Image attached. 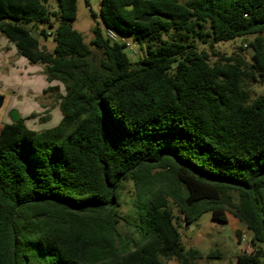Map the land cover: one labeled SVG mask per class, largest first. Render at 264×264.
I'll return each mask as SVG.
<instances>
[{
  "label": "trees",
  "instance_id": "obj_1",
  "mask_svg": "<svg viewBox=\"0 0 264 264\" xmlns=\"http://www.w3.org/2000/svg\"><path fill=\"white\" fill-rule=\"evenodd\" d=\"M54 1L0 0V35L65 88L57 126L0 132V264H194L180 229L205 213L248 231L254 254L237 264H264V95L248 101L264 84V0H100L105 31L143 50L136 64L99 24L84 42L79 0ZM10 21L48 25L53 50ZM206 38H253L252 56L212 62L194 46Z\"/></svg>",
  "mask_w": 264,
  "mask_h": 264
},
{
  "label": "rangeland",
  "instance_id": "obj_2",
  "mask_svg": "<svg viewBox=\"0 0 264 264\" xmlns=\"http://www.w3.org/2000/svg\"><path fill=\"white\" fill-rule=\"evenodd\" d=\"M181 3H187L189 0H179ZM92 9L98 15L97 19H94L90 10L86 7L84 0L78 1V13L76 20L72 23L74 30L79 32L84 39V42L90 46L93 40V28L99 24L105 32V28L102 24V20L99 16L100 12V0H91ZM56 3L54 0L50 2V9L54 10ZM12 24H17L25 29L32 30V33L41 41V45L47 47L49 51L54 48L53 40L49 38L48 41L44 40L40 36V31L45 28L47 31H51L48 25L35 26L33 23H25L22 21H10ZM6 41L10 43L3 35H0V42ZM253 38H247L246 41L240 42H227L215 44L214 48H210L211 38H206V43L202 40H195L194 46L199 51H206L212 62L216 61L213 57V53H219L225 56L241 55L246 60H249L252 56V50L248 44ZM128 41L133 45V50L126 48L125 52L134 64L140 62L143 58V50L138 44H134L131 39ZM2 43V42H1ZM0 43V44H1ZM4 43V42H3ZM244 50H240V48ZM9 50L0 45V94L4 97V104L0 110V132L7 121L11 120V114L18 110L32 107V102H39L37 100V92L34 90V86L41 82L43 79L42 74H38L40 65H34L29 63L24 58L18 61L14 59L18 55H7ZM7 61L8 65H4L3 61ZM62 90L65 93V88L61 84ZM56 93H53L55 95ZM59 94V92H58ZM264 95V84H257L251 87L250 96L248 101H253L257 97ZM51 109V108H50ZM20 116V114H18ZM27 118L29 123L36 120L39 126L45 125L50 118V110L45 111L43 114L31 111ZM25 120V118H23ZM45 128V127H44ZM50 129V127H48ZM45 130V129H44ZM122 207L120 211L123 215H129L133 217V201H134V188L131 182L126 184V188L121 196ZM175 215L177 211L174 210ZM121 230L124 233L132 236V231L124 223L121 225ZM181 239L186 248H197L203 254V258L195 261L194 264H237L239 256H249L254 254V249L250 243L243 242L240 236L247 232L242 227V224L234 218L231 214H228V223L222 224L212 220L211 213H205L203 216L190 228L186 226L180 229ZM240 234V235H239ZM136 239L137 236L133 235ZM212 253L216 254L211 256ZM264 262V260H262ZM168 264H175L174 262H168Z\"/></svg>",
  "mask_w": 264,
  "mask_h": 264
},
{
  "label": "crops",
  "instance_id": "obj_3",
  "mask_svg": "<svg viewBox=\"0 0 264 264\" xmlns=\"http://www.w3.org/2000/svg\"><path fill=\"white\" fill-rule=\"evenodd\" d=\"M1 42L0 43L2 44V46L6 47L9 50L7 52V55L14 56V54H17L15 45L13 43H8L7 41L5 43V41L2 40ZM14 59L18 61L19 59H21V57L17 56L16 58L14 57ZM3 63L6 66L8 65L7 61L5 60L3 61ZM38 74L43 75V79H41L42 81L34 86V90L37 92V100H39V102H32V107L30 106V109L28 108V110H26L25 108L23 110H18V114H20V118H25V124L28 128L35 131H42L44 129H49L48 127L53 128L61 122L62 113L60 111V100H58V96L64 95L65 93L63 92L61 84L59 82L54 81L49 83L47 81L46 76L43 73L42 67L38 70ZM53 93L56 94L53 95ZM48 110H50V118L48 119L45 125L39 126L38 123H35L36 120L31 121L30 123L29 121H27L26 117L29 116L31 111H36V113L43 114L45 111ZM8 123H12V121L9 119L6 124ZM242 227L244 226L242 225Z\"/></svg>",
  "mask_w": 264,
  "mask_h": 264
},
{
  "label": "built area",
  "instance_id": "obj_4",
  "mask_svg": "<svg viewBox=\"0 0 264 264\" xmlns=\"http://www.w3.org/2000/svg\"><path fill=\"white\" fill-rule=\"evenodd\" d=\"M105 35L108 39H110L112 42H120V43H124L126 45L127 48H129L131 51L133 50V45H131V43L128 41L127 38L120 36L119 34H117L115 31L111 30V29H106L105 31ZM241 240L243 242H247L249 243L250 241V235L247 232H244L241 236H240Z\"/></svg>",
  "mask_w": 264,
  "mask_h": 264
},
{
  "label": "water",
  "instance_id": "obj_5",
  "mask_svg": "<svg viewBox=\"0 0 264 264\" xmlns=\"http://www.w3.org/2000/svg\"><path fill=\"white\" fill-rule=\"evenodd\" d=\"M128 9L131 10L132 7H129ZM141 21H142V22H147V21H149V18L142 17V18H141ZM50 39L53 40L52 38H50ZM3 104H4V97L0 94V110H1L2 107H3ZM19 119H20V117H19L18 113H17L16 111H14V112L11 114V121H12V123L17 122Z\"/></svg>",
  "mask_w": 264,
  "mask_h": 264
}]
</instances>
